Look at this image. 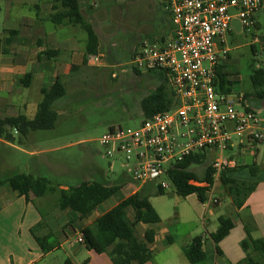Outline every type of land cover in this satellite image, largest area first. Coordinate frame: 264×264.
Segmentation results:
<instances>
[{"label": "crops", "instance_id": "crops-1", "mask_svg": "<svg viewBox=\"0 0 264 264\" xmlns=\"http://www.w3.org/2000/svg\"><path fill=\"white\" fill-rule=\"evenodd\" d=\"M3 1L9 12L18 8H28L36 11V17H39L35 19L21 17L20 21L27 20L25 26L19 27L18 21L17 28L5 29L3 37L8 36L7 30H16L17 34L12 37V43L6 51L0 53V118L23 115L32 119L42 97V88L59 83L67 89V86L75 84L78 71L82 67L93 66L88 60L86 64L83 63L86 34L78 26L54 24L49 21L47 18L51 13V0ZM79 4L83 16L91 19V14L87 13L88 4L85 0H79ZM1 7L0 5V9ZM262 9H264L263 4L255 14L256 22ZM166 16L169 21L168 29L162 30L158 36L151 39L152 41L162 42L170 33V19L167 14ZM46 22L52 23L53 26L46 27ZM93 29L99 42L97 55L103 57L101 46L106 36L102 31L94 27ZM81 32H84V35ZM240 32H242L240 22L234 17L229 35ZM138 48L139 46L132 53ZM145 73L158 78L157 73ZM28 74L30 78L27 77ZM32 91H38L39 99L36 95L32 97ZM67 93L55 104L68 98ZM45 132L46 130L30 132L23 140L18 139V145L14 136L19 137V135L15 130H10V140L0 137V181L14 173L31 174L50 180L51 177H57L59 173L65 171L60 163L48 157L51 148L44 146L37 150L26 148L27 145L34 143L35 138L40 139L41 144H44V138H48L51 134ZM45 141L49 143L48 140ZM256 145L258 144H254ZM3 147L23 154L25 165L19 166L17 159L4 157ZM247 155L256 157L257 154L251 151ZM91 174L98 176L97 169H93ZM71 175L76 174L71 172ZM79 181L81 183L92 180L80 176ZM118 182L113 181L111 184ZM51 183L55 186L53 191H33L29 193L28 199L18 195L8 184L0 185V264H51L48 256L56 250H62L66 255L65 264H113L108 256L112 246H109L105 252H100L94 244L89 228L98 216L152 182H138L139 186L129 194L119 197L113 204L105 205L104 203L113 197V194L103 203L104 206L101 204L84 218L59 208L58 204L64 199L68 186L62 182L51 181ZM56 191L59 193L56 201L48 200L47 194ZM210 191L206 195L205 202H200L196 194L187 196H194L188 201L189 210L193 211L194 217L189 214L190 211L186 207L181 211L180 205L171 213H167L163 208L153 207L160 221L155 225L140 223L135 228L138 239L143 238L146 230L151 229L154 233L153 242L149 245L153 256L144 264H191L183 253V246L196 236L202 237L207 264H244L249 251L243 247V242L248 237L253 240L264 259V180L258 182L255 190L240 208H235L230 199L224 201L225 196L222 195L220 183ZM213 197L217 199L215 204L208 202ZM128 214L130 215V211ZM221 216L230 218L233 227L218 243L220 253L217 254L211 234L216 231L218 218ZM80 234L83 239L90 242L92 248L89 249L76 241ZM35 237L43 238L45 245L51 249L44 252ZM65 245H68V251Z\"/></svg>", "mask_w": 264, "mask_h": 264}, {"label": "rangeland", "instance_id": "rangeland-1", "mask_svg": "<svg viewBox=\"0 0 264 264\" xmlns=\"http://www.w3.org/2000/svg\"><path fill=\"white\" fill-rule=\"evenodd\" d=\"M85 2L88 4L87 13L92 16L91 19L85 17V20L106 36L101 46L104 56L100 57L97 66L82 67L78 71L75 84L67 86V89L64 87L65 93L68 92L69 96L54 104L53 108L58 116L52 131L46 130L45 133L51 134L48 138H44V144H41L40 139L35 138L34 143L27 145L26 148L37 150L44 146L52 149L48 157L56 160L65 169L57 177H51L52 182L74 186L80 182V176L108 184L121 180V189L104 203L110 205L119 197L129 194L140 183L131 178L122 158H107L104 155L99 139L111 128L119 126L135 128L142 120L140 100L154 89L159 80L145 72L136 74L133 71L132 51L143 41L151 40L162 30L168 29L169 21L158 0H85ZM3 3L4 1L0 0L2 6L0 37L4 36L5 29L17 28L18 21L19 27L25 26L27 20L20 21L21 17L39 18L36 17V11L28 8H18L9 12ZM262 4L264 8V0ZM257 21L255 19L258 26L227 36L229 51L224 61L223 72L234 82L231 96L240 98L243 105H258L253 109L264 115V101L253 96L254 87L250 79L254 69L258 67L264 69V9L259 12ZM45 26L52 27L53 24L46 22ZM81 33L84 35V32ZM244 94H250V97L244 99ZM31 95L32 97L36 95L39 99L38 91H32ZM243 105L236 104L235 107L242 109ZM14 137L18 145L19 137L17 135ZM21 139L23 140L22 137ZM45 140L49 143H45ZM237 140L235 138L234 142L237 143ZM247 145L248 149L245 153L254 151L256 157L238 151L236 146L224 151L223 154L232 156L239 165H250L254 162L263 170L264 143L256 146L249 143ZM2 154L4 157L17 159L19 166H24L26 163H23V154L10 148L3 147ZM93 169H97L98 176L91 174ZM202 169L200 166L196 171L200 173ZM71 172L76 175H71ZM261 175L264 179V172ZM141 191L148 196L153 207L163 208L167 213L173 212L179 205L181 211L183 207L189 210L188 201L194 197L184 198L177 195L171 184L163 194H158L154 182ZM58 194L56 191L47 194L46 197L48 200L56 201ZM227 200L228 198L225 197L224 201ZM189 211L194 217L193 211ZM67 246L65 245L66 248ZM48 259L51 264H65L66 255L62 250H56L48 256Z\"/></svg>", "mask_w": 264, "mask_h": 264}, {"label": "built area", "instance_id": "built-area-1", "mask_svg": "<svg viewBox=\"0 0 264 264\" xmlns=\"http://www.w3.org/2000/svg\"><path fill=\"white\" fill-rule=\"evenodd\" d=\"M158 1L170 19V33L162 42L143 41L131 64L140 72L163 71L175 103L135 128H111L99 143L107 158L124 160L134 181L154 182L163 190L171 184L168 170L177 162L208 151L212 190L223 170L238 165L224 151L236 146L245 153L248 143H264V115L248 109L231 93L219 92L214 84L216 66L228 55L233 18L239 20L242 31L254 28L263 0ZM88 63L98 65L100 56H89ZM236 104L244 108L237 109ZM189 183L208 186L194 180ZM208 202L215 204L217 199ZM76 241L84 244L83 236L78 235Z\"/></svg>", "mask_w": 264, "mask_h": 264}, {"label": "trees", "instance_id": "trees-1", "mask_svg": "<svg viewBox=\"0 0 264 264\" xmlns=\"http://www.w3.org/2000/svg\"><path fill=\"white\" fill-rule=\"evenodd\" d=\"M54 24H70L80 27L86 34V48L83 63L86 64L88 57L98 53V37L90 23L85 20L81 13L79 0H51V13L48 18ZM254 26H258L255 22ZM8 36L0 38V53L12 43V37L17 34L16 30H7ZM225 61V60H224ZM224 61L216 66L214 84L217 90L224 94L232 92L234 82L223 72ZM136 74L139 70L132 68ZM158 74L159 83L154 89L140 100L142 120L150 118L157 112L169 110L174 105V95L168 86L166 75L163 71H150ZM30 78V75H27ZM253 96L264 101V69L258 67L250 75ZM41 100L37 111L32 119L23 115L0 118V137L11 139L10 130H15L19 138H25L30 132L38 130H51L57 120V112L53 106L57 100L65 95L62 84L54 83L48 88L41 89ZM250 94H244L248 99ZM254 106H248L253 109ZM208 151L190 154L177 162L172 169L168 170V179L177 195L187 197L196 194L200 202H204L212 184V168ZM202 167V172L196 168ZM264 172L256 163L250 165H237L234 168L225 169L221 172L219 183L225 197L230 199L235 208H240L250 194L255 190L258 182L263 181L261 173ZM190 180L206 183L208 186H195ZM8 184L10 188L20 196L31 192L53 191L55 186L44 177H36L31 174L14 173L0 181V185ZM121 182L107 184L103 181H83L74 186H68L65 190L64 199L58 204L61 210H68L79 218H84L101 204L108 200L121 187ZM157 193L163 194L164 190L156 185ZM131 211V215L128 214ZM160 221L158 214L149 202L148 196L142 191H136L124 198L105 213L98 216L91 224L89 231L94 238V244L100 252H105L109 246L112 250L108 253L113 264H144L151 260L153 253L149 245L153 242L154 233L151 229L146 230L142 239L135 235V228L140 223L155 225ZM233 222L230 218L219 217L218 227L211 234L215 244L216 253L220 250L218 243L226 237ZM44 252L51 249L45 245L43 238L35 237ZM84 245L92 248L90 242L84 239ZM243 247L249 251L244 259V264H264V259L253 242L248 237L243 242ZM183 253L191 264H207V257L203 250L201 236H196L183 246Z\"/></svg>", "mask_w": 264, "mask_h": 264}, {"label": "water", "instance_id": "water-1", "mask_svg": "<svg viewBox=\"0 0 264 264\" xmlns=\"http://www.w3.org/2000/svg\"><path fill=\"white\" fill-rule=\"evenodd\" d=\"M231 25H232V22H231Z\"/></svg>", "mask_w": 264, "mask_h": 264}]
</instances>
